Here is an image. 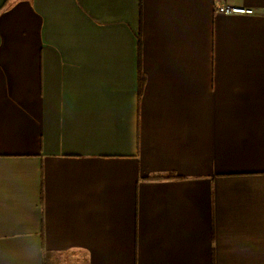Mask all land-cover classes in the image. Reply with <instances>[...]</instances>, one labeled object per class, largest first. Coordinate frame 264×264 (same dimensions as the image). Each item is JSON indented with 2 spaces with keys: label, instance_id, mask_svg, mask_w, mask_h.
I'll return each instance as SVG.
<instances>
[{
  "label": "crops",
  "instance_id": "0c3cea01",
  "mask_svg": "<svg viewBox=\"0 0 264 264\" xmlns=\"http://www.w3.org/2000/svg\"><path fill=\"white\" fill-rule=\"evenodd\" d=\"M0 264H264V0H0Z\"/></svg>",
  "mask_w": 264,
  "mask_h": 264
},
{
  "label": "built area",
  "instance_id": "2783aa9c",
  "mask_svg": "<svg viewBox=\"0 0 264 264\" xmlns=\"http://www.w3.org/2000/svg\"><path fill=\"white\" fill-rule=\"evenodd\" d=\"M215 13L234 16V15H253V10L248 7L236 6V5H216L214 9Z\"/></svg>",
  "mask_w": 264,
  "mask_h": 264
},
{
  "label": "trees",
  "instance_id": "16d2710c",
  "mask_svg": "<svg viewBox=\"0 0 264 264\" xmlns=\"http://www.w3.org/2000/svg\"><path fill=\"white\" fill-rule=\"evenodd\" d=\"M141 84H142V82H140V88H139L138 95H140V93H141ZM171 177H174V175L155 176V177H153V178H171Z\"/></svg>",
  "mask_w": 264,
  "mask_h": 264
}]
</instances>
